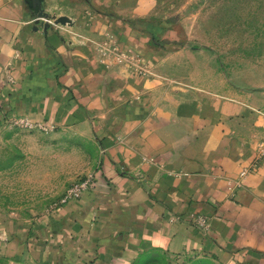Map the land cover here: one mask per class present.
I'll return each mask as SVG.
<instances>
[{"label":"crops","instance_id":"obj_1","mask_svg":"<svg viewBox=\"0 0 264 264\" xmlns=\"http://www.w3.org/2000/svg\"><path fill=\"white\" fill-rule=\"evenodd\" d=\"M103 16L91 0H0V126L26 115L100 151L90 190L37 225L3 224L0 252L129 264L141 251L192 247L222 264H264V87L216 75L174 84L156 46H136L141 64L100 59L91 34ZM196 213L207 230L191 224Z\"/></svg>","mask_w":264,"mask_h":264},{"label":"rangeland","instance_id":"obj_2","mask_svg":"<svg viewBox=\"0 0 264 264\" xmlns=\"http://www.w3.org/2000/svg\"><path fill=\"white\" fill-rule=\"evenodd\" d=\"M96 11L104 16L99 37L91 34V46H109L106 60L141 64L136 46H156L164 56L161 68L168 79L163 77L174 84L182 85L186 78L199 83L216 75L243 89L264 87V0H91V15ZM59 16L65 15L51 21ZM91 24L96 25L92 17ZM99 158L93 140L71 127L21 114L5 118L0 126V227L6 222L37 225L80 198L90 190ZM87 176L90 180L79 195L63 199L72 183ZM159 254L143 264H195L197 258L222 264L192 247ZM17 255L0 252L7 264H40ZM135 258L129 264H137Z\"/></svg>","mask_w":264,"mask_h":264},{"label":"built area","instance_id":"obj_3","mask_svg":"<svg viewBox=\"0 0 264 264\" xmlns=\"http://www.w3.org/2000/svg\"><path fill=\"white\" fill-rule=\"evenodd\" d=\"M39 18H42V19L47 20V21L51 20V19H48L47 17H39ZM106 50H110L109 46H97V51L103 60H106V59H104V57L107 54V52H105ZM25 122H28L29 125L34 126L38 129L46 130L48 128L45 124H43L42 122H39V121L31 122V121L25 120ZM246 170H247V168H242L238 172V175H244L246 173ZM89 180H90V176H87V177L83 178L82 180H78V181L72 183L67 188L66 192L64 193L63 199H65V197H67V196L75 197V196L79 195V193H81V191L86 187V183H88ZM191 220L194 224H196L198 227H200L203 230H206L209 227L208 218H207V216H205L202 213L194 214L192 216Z\"/></svg>","mask_w":264,"mask_h":264},{"label":"trees","instance_id":"obj_4","mask_svg":"<svg viewBox=\"0 0 264 264\" xmlns=\"http://www.w3.org/2000/svg\"><path fill=\"white\" fill-rule=\"evenodd\" d=\"M159 252H162V250L160 249H153V250H147V251H142L141 255H138L137 258H135L134 262H136L137 264H143L146 263L147 261H154L157 258H160V254ZM212 258H214L213 256H210ZM3 257L0 256V264H7L3 259ZM208 258H197L194 260V263L197 264L198 262H202V263H210L209 260H207ZM133 262V263H134Z\"/></svg>","mask_w":264,"mask_h":264},{"label":"water","instance_id":"obj_5","mask_svg":"<svg viewBox=\"0 0 264 264\" xmlns=\"http://www.w3.org/2000/svg\"><path fill=\"white\" fill-rule=\"evenodd\" d=\"M34 1H37V0H34ZM36 16L37 17H47L46 16V13L45 12H43V11H41V10H39L37 13H36ZM67 21V18L65 17V16H59V17H56V18H54V20H53V22H60V23H63L64 21ZM46 25V22L44 23V26Z\"/></svg>","mask_w":264,"mask_h":264}]
</instances>
